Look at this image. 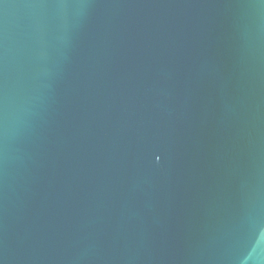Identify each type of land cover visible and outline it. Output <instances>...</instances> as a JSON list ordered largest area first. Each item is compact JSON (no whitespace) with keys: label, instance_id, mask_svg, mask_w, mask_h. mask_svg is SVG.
Instances as JSON below:
<instances>
[{"label":"water","instance_id":"water-1","mask_svg":"<svg viewBox=\"0 0 264 264\" xmlns=\"http://www.w3.org/2000/svg\"><path fill=\"white\" fill-rule=\"evenodd\" d=\"M0 264H264V0H0Z\"/></svg>","mask_w":264,"mask_h":264}]
</instances>
